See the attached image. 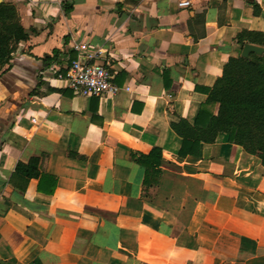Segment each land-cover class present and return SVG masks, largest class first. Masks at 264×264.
<instances>
[{
	"label": "crops",
	"instance_id": "1",
	"mask_svg": "<svg viewBox=\"0 0 264 264\" xmlns=\"http://www.w3.org/2000/svg\"><path fill=\"white\" fill-rule=\"evenodd\" d=\"M0 4L27 36L0 78V264H264V166L208 129L207 104L229 61L262 48L264 0ZM85 53L115 96L55 79ZM152 149L156 171L131 158ZM34 158L50 195L10 182Z\"/></svg>",
	"mask_w": 264,
	"mask_h": 264
},
{
	"label": "trees",
	"instance_id": "2",
	"mask_svg": "<svg viewBox=\"0 0 264 264\" xmlns=\"http://www.w3.org/2000/svg\"><path fill=\"white\" fill-rule=\"evenodd\" d=\"M65 12L70 7L64 8ZM260 46L264 48V35ZM27 38L19 24L16 9L11 5L0 4V78L10 68L12 53L15 46ZM260 55L250 54L248 59L231 60L224 68L222 77L207 95V104H219L217 117H210L208 129L224 131L228 140L243 148L246 153L257 155L264 166V72L260 71ZM44 62L49 63L48 58ZM204 108L200 109L197 119L202 118ZM186 139L182 141L179 156L184 157ZM133 161L147 171H156L159 166L160 150L152 149L148 155L131 156ZM38 160L15 165L10 182L20 180L24 183L29 179H38V190L44 191L49 185L47 194L53 193L55 179L38 172Z\"/></svg>",
	"mask_w": 264,
	"mask_h": 264
},
{
	"label": "built area",
	"instance_id": "3",
	"mask_svg": "<svg viewBox=\"0 0 264 264\" xmlns=\"http://www.w3.org/2000/svg\"><path fill=\"white\" fill-rule=\"evenodd\" d=\"M187 6V2L179 4V7ZM94 57L85 53L64 68H54L55 79L64 82L74 95L89 98L115 96L119 89L113 83L109 68L105 64L92 62Z\"/></svg>",
	"mask_w": 264,
	"mask_h": 264
},
{
	"label": "water",
	"instance_id": "4",
	"mask_svg": "<svg viewBox=\"0 0 264 264\" xmlns=\"http://www.w3.org/2000/svg\"><path fill=\"white\" fill-rule=\"evenodd\" d=\"M264 52L263 48L257 47V46H251V45H245L241 52L242 58H247L249 54H261Z\"/></svg>",
	"mask_w": 264,
	"mask_h": 264
},
{
	"label": "rangeland",
	"instance_id": "5",
	"mask_svg": "<svg viewBox=\"0 0 264 264\" xmlns=\"http://www.w3.org/2000/svg\"><path fill=\"white\" fill-rule=\"evenodd\" d=\"M259 65H260V69L259 70L264 72V59L260 60Z\"/></svg>",
	"mask_w": 264,
	"mask_h": 264
}]
</instances>
